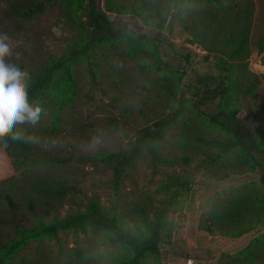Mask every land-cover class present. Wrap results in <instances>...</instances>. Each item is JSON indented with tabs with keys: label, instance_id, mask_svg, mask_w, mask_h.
Returning a JSON list of instances; mask_svg holds the SVG:
<instances>
[{
	"label": "rangeland",
	"instance_id": "rangeland-1",
	"mask_svg": "<svg viewBox=\"0 0 264 264\" xmlns=\"http://www.w3.org/2000/svg\"><path fill=\"white\" fill-rule=\"evenodd\" d=\"M34 1L0 0V33L8 35L13 52L6 62L21 69L23 65L44 66L51 57H62L73 44L85 47L88 40L78 0H54L45 13L28 18L26 9L34 6ZM107 2L101 0L98 8L109 15ZM114 2L123 11L120 19L133 29L110 37L72 62L77 100L64 112L60 130L52 131L58 103L48 100L42 113V135L37 124L25 122L15 125L19 136L33 151L57 157H69V144L77 142L79 150L74 156L84 159L71 163L85 174V193L97 194L102 210L132 234L145 232L134 222L142 199L149 198L156 205H161L156 200L167 202L162 251L149 255L143 264H241V254L256 240L264 239V224L241 237L209 233L203 227L210 223L208 213L214 206L243 194H264V183L258 168L247 164L241 153L220 158L216 147L207 149L200 144L199 137L226 134L196 112L193 101L197 88L205 84L220 90L226 87V95L212 108L236 110L244 128H254L252 112L264 110V59L256 47L264 32V0H254L249 57L227 59L223 65L219 55L209 54L192 42L182 26V15L188 8H208L212 0H149L150 17L141 11L138 0ZM130 6L136 7L135 14ZM111 18L119 19L117 14ZM156 19L164 25L162 29L153 26ZM60 77L65 79L62 73ZM251 87L253 94L246 95ZM174 106L179 117L161 146L160 162L153 165L144 155L128 169L120 185L114 186L110 171L95 156L127 149L136 127L168 115ZM13 135L10 132L0 141L11 150L18 149L19 158L24 159L22 143L13 140ZM2 147L0 181L15 174ZM208 150L215 158L205 153ZM233 168L241 171L234 174ZM60 240L68 247H85L89 251L86 264H127L133 257L132 251L114 243L105 229L88 226L82 232L70 230L61 233ZM44 243L47 254L55 258L56 240ZM3 257L0 255V264H19L17 258Z\"/></svg>",
	"mask_w": 264,
	"mask_h": 264
},
{
	"label": "trees",
	"instance_id": "trees-1",
	"mask_svg": "<svg viewBox=\"0 0 264 264\" xmlns=\"http://www.w3.org/2000/svg\"><path fill=\"white\" fill-rule=\"evenodd\" d=\"M100 1L78 0L82 7L84 30L87 31L85 47L73 44L62 57H51L41 67L22 66V69L29 71L31 77L27 89L29 102L43 108L48 100L58 103L56 112L53 113V132L61 129L64 112L77 100L78 84L72 71V62L110 37L133 29L131 24L120 19L123 11L114 0L106 3L109 15L99 10ZM138 1L141 11L152 16L149 0ZM212 1L213 4L208 8L190 7L183 13L184 30L203 51L219 55L224 61L222 65L227 63V59H247L254 23V0ZM52 2L54 0H35V5L26 9V17L42 15ZM130 8L135 14L136 7ZM112 14H117L120 20H112ZM157 19L153 26L162 29L164 25L158 23ZM256 47L264 59V32ZM61 73L65 79L60 77ZM247 90L246 95L253 94L252 87ZM226 91V87L220 90V87L214 89L208 84L197 88L193 101L194 110L226 134L225 137H199L198 141L203 147H216L220 158L235 152L241 153L247 164L258 168L264 183V110L252 112L251 116L255 119L250 120L254 128L246 129L236 110L212 108L218 99L226 95ZM258 116L260 117L256 120ZM178 117V108L174 106L168 115L136 127L127 149L95 156L110 171L114 186L120 185L128 169L144 155L151 158L153 165L160 162L161 146L168 141L169 132ZM37 125L42 135V115ZM11 132L19 135L16 126ZM19 140L25 151L24 159L19 158L18 149L11 150L0 141L15 172L13 176L0 181V255L4 256L3 260L17 258L19 264H86L89 251L83 246L63 245L60 235L70 230L82 232L88 226L109 231L114 243L128 247L133 257L127 264H143L149 255H160L164 243L165 200H156L161 204L156 205L147 198L137 204L134 222L142 225L145 232L140 235L132 234L121 226L116 217H110L102 210L97 194L88 196L85 193L82 186L85 174L71 163L82 162L84 159L74 156V152L79 150L77 142L69 144V157H57L42 150L33 151L23 139ZM205 153L215 158L210 150ZM239 171L241 170L232 169L234 174ZM174 194L176 196L178 191L175 190ZM208 215L207 221L210 223L203 227L207 232L219 231L224 235L241 237L264 224V194L237 196L214 206ZM44 240H56L58 255L55 258L47 254L48 251L43 247ZM43 254L48 258H42ZM28 257L32 259L27 260ZM238 261L241 264H264V239L256 240L255 244L241 254Z\"/></svg>",
	"mask_w": 264,
	"mask_h": 264
},
{
	"label": "clouds",
	"instance_id": "clouds-1",
	"mask_svg": "<svg viewBox=\"0 0 264 264\" xmlns=\"http://www.w3.org/2000/svg\"><path fill=\"white\" fill-rule=\"evenodd\" d=\"M12 55L10 38L0 33V138L8 135L17 123L38 124L45 112L41 105L29 102L27 89L30 73L16 63L6 62V58L10 60ZM12 139L22 137L13 135Z\"/></svg>",
	"mask_w": 264,
	"mask_h": 264
}]
</instances>
